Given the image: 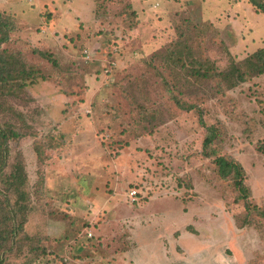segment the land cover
I'll list each match as a JSON object with an SVG mask.
<instances>
[{"label": "rangeland", "instance_id": "374dc122", "mask_svg": "<svg viewBox=\"0 0 264 264\" xmlns=\"http://www.w3.org/2000/svg\"><path fill=\"white\" fill-rule=\"evenodd\" d=\"M0 15V52L18 66L0 85V123L16 132L6 173L24 162L30 201L3 264H264V74L186 94L180 63L160 55L187 30L224 69L264 48L263 13L248 0H0ZM156 53L165 75L143 62ZM67 135L36 161L37 144ZM221 155L257 209L218 175Z\"/></svg>", "mask_w": 264, "mask_h": 264}, {"label": "trees", "instance_id": "16d2710c", "mask_svg": "<svg viewBox=\"0 0 264 264\" xmlns=\"http://www.w3.org/2000/svg\"><path fill=\"white\" fill-rule=\"evenodd\" d=\"M258 11L264 14V2L262 0H248ZM186 21V20H185ZM12 23L9 19L3 18L0 15V45L8 39L9 31ZM201 39L194 38L187 30H181L170 44L175 51L167 54L162 53L161 56L171 57L180 63V68L184 71V78L188 80L185 86V93L188 94V88H193L197 91L205 83L215 82V93L219 94L224 90L231 89L239 83L247 79L264 74V48H259L249 56L240 61H231L228 67L221 69L206 55L198 54V48H194V43L200 45ZM184 55V58L182 56ZM159 54H152L143 59L145 66L156 70L158 61H161ZM19 62V61H18ZM20 65V62L18 63ZM17 66V59L9 57L0 52V85L3 80L11 76L13 68ZM23 68V67H22ZM161 68V69H160ZM164 68L161 66L157 68L160 75H165ZM24 73L23 70H21ZM15 73V72H14ZM166 85V82H163ZM172 87L171 83H167V88ZM171 99L177 107L185 110L196 109L197 106L191 102H182L180 98L171 95ZM201 112L200 109H198ZM200 124H203L202 117L199 118ZM206 135L202 141V153L208 157L214 152L205 150L209 146L216 135H218L216 128L213 125L205 126ZM16 136V132L6 122L0 123V264H3L6 251H10L12 244L24 235L23 225L26 222V216L30 211L29 193L25 190L27 174L25 171L24 162L16 158L11 166L9 173H6L9 157V139ZM69 136L64 139L63 136L57 138H50L48 143H40L33 149L35 159L37 162L44 164L49 160L52 150L64 147L69 144ZM214 163L217 167V173L221 178L233 179V185L239 193V197L245 201L244 207L247 212L250 209H257V206L251 205L248 202L249 190L243 184L242 174L243 170L240 164L233 159H227L224 156H216ZM41 192V191H40ZM259 214L264 218V204L258 210Z\"/></svg>", "mask_w": 264, "mask_h": 264}, {"label": "built area", "instance_id": "2783aa9c", "mask_svg": "<svg viewBox=\"0 0 264 264\" xmlns=\"http://www.w3.org/2000/svg\"><path fill=\"white\" fill-rule=\"evenodd\" d=\"M136 194V191L135 190H131L129 195L132 197V200H133V196ZM88 235H90V233H88Z\"/></svg>", "mask_w": 264, "mask_h": 264}, {"label": "crops", "instance_id": "0c3cea01", "mask_svg": "<svg viewBox=\"0 0 264 264\" xmlns=\"http://www.w3.org/2000/svg\"><path fill=\"white\" fill-rule=\"evenodd\" d=\"M107 198H109V197H107ZM110 200H111V199H110ZM107 202L111 203V202L108 201V200H107L105 203L107 204ZM103 204H104V203H103ZM99 208H100V207H99ZM98 210H99V209H98ZM98 210H97V211H98ZM95 213H98V212H95ZM91 218H92V217H91Z\"/></svg>", "mask_w": 264, "mask_h": 264}, {"label": "bare ground", "instance_id": "6f19581e", "mask_svg": "<svg viewBox=\"0 0 264 264\" xmlns=\"http://www.w3.org/2000/svg\"><path fill=\"white\" fill-rule=\"evenodd\" d=\"M96 223V222H95Z\"/></svg>", "mask_w": 264, "mask_h": 264}]
</instances>
